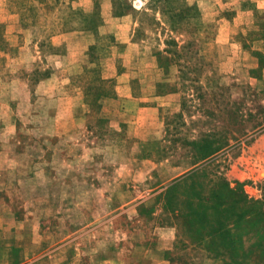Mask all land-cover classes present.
<instances>
[{
    "label": "rangeland",
    "instance_id": "374dc122",
    "mask_svg": "<svg viewBox=\"0 0 264 264\" xmlns=\"http://www.w3.org/2000/svg\"><path fill=\"white\" fill-rule=\"evenodd\" d=\"M122 1L116 16L111 0H0V245L22 244L27 264H163L176 226L138 208L158 214L177 172L150 144L180 109L166 38L194 40L243 110L264 109V42L250 36L264 0H177L199 16L173 30L162 3ZM96 4L97 32L63 30L73 9L79 26ZM220 162L232 186L264 197V132ZM201 254L192 264H212Z\"/></svg>",
    "mask_w": 264,
    "mask_h": 264
},
{
    "label": "trees",
    "instance_id": "16d2710c",
    "mask_svg": "<svg viewBox=\"0 0 264 264\" xmlns=\"http://www.w3.org/2000/svg\"><path fill=\"white\" fill-rule=\"evenodd\" d=\"M111 1L116 16L124 15L130 8L122 0ZM176 1L153 0L158 6L162 3V15L172 30L199 16L194 8L189 11ZM96 7L79 26L72 24L78 11L73 9L63 30L97 32L104 20L99 5ZM254 18L257 25L250 36L255 34L264 42V12L254 9ZM193 43L194 40H184L180 44L171 36L165 39L164 51L170 55V63L162 65V69L170 72L177 66V80L168 90L180 94V109L166 116L162 138L150 144L155 149L156 163H167L177 172L158 194L163 201L161 211H138L146 219H157L160 226H176L173 247L165 251L172 263L192 264L193 252L201 251V255L218 264H264V197H250L241 182L232 186L220 170V158L226 151H240L243 144L248 145L264 132V109L243 110L235 98V88L220 82ZM164 81L159 86L167 83ZM246 87L247 99L253 100L257 89ZM107 93L101 92L99 98ZM153 175L158 176L157 169Z\"/></svg>",
    "mask_w": 264,
    "mask_h": 264
},
{
    "label": "crops",
    "instance_id": "0c3cea01",
    "mask_svg": "<svg viewBox=\"0 0 264 264\" xmlns=\"http://www.w3.org/2000/svg\"><path fill=\"white\" fill-rule=\"evenodd\" d=\"M173 245L169 247L167 246L166 250L172 249ZM163 252V258L159 257V263H163V264H173L168 258L165 257V251ZM14 251V252H13ZM15 251H17V255L16 257L20 258L21 256V260L17 259L14 257V253ZM28 256L25 252V249L23 248L22 244L19 243H9L6 246L5 245H0V262H2V264H27L28 263ZM212 264H218L215 263L213 261Z\"/></svg>",
    "mask_w": 264,
    "mask_h": 264
}]
</instances>
